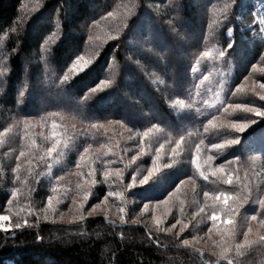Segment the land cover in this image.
<instances>
[{"label": "trees", "instance_id": "obj_1", "mask_svg": "<svg viewBox=\"0 0 264 264\" xmlns=\"http://www.w3.org/2000/svg\"><path fill=\"white\" fill-rule=\"evenodd\" d=\"M238 1L40 0L36 11L31 12L34 0H0V63L8 68L7 74L0 78V132L9 127L12 129L0 146V215H12L8 212L10 206L7 202L12 198V192L20 189L11 206L13 212L19 211L20 215L13 216L12 223L27 216L31 225L13 229L11 233L0 232V264H204V261L217 264L218 258L212 253L218 249H215L213 241H219L220 236L214 229L213 234L219 240L207 238L212 225L208 219L212 208L207 207L204 213L194 214L206 204L205 191L235 192L239 187L235 183H213L215 178L211 176L208 181L203 180L192 163L195 145L204 140V151L200 157L203 163L208 155H218L216 150L208 151L212 143L244 136L242 145L222 150L218 159L213 161V167L233 160V164H226L227 169L238 167L241 177L248 171L253 188L259 185L264 189V178L259 184L258 176L254 175L257 168L253 159L264 151V122H259L244 134L227 129L221 135L212 131L203 133V125L212 114L220 115L219 122L225 124L229 120L250 118V114L242 111L231 116L223 113V106L228 103L264 104L251 91L231 95L246 76L255 82L264 81V72L253 71L254 65H264V37L250 39L248 31H240L250 20V15L245 14L244 21L237 22ZM225 3L233 4L227 13L229 19L213 30L210 24L216 18L214 14L223 21L224 13L219 10ZM125 5H135L128 20L129 27L120 32L118 39L110 40L107 34L116 35V25L120 20L102 17L110 11L122 13ZM21 18L23 24H20ZM14 27H19V31L12 32ZM229 27L233 28L232 37L227 36ZM53 31H58L59 35L47 46L49 52L45 54L42 46ZM232 39L235 46L227 50L224 58L200 59L202 53L209 49L224 50ZM45 55L46 59H42ZM78 55L91 57L93 63L70 84L58 87L67 67ZM205 75L208 80L197 89L196 85ZM105 78H112L113 85L81 105L79 102L85 92ZM221 81L224 91L220 100L224 105L209 108L203 102L215 101ZM21 91L25 93L23 97L19 96ZM178 99L191 104L192 108L181 109L175 105ZM50 112H58L59 115L48 116ZM42 117L47 118L43 127ZM53 120L59 125L56 132L60 138L72 139L62 154H54L52 160L45 158V161H40L41 150L51 143L45 137L52 134ZM109 120L122 123L109 125ZM25 123L29 125L27 129ZM91 123H103L107 131L92 129ZM153 124L163 130L144 139L145 154L125 170L123 183L114 177L106 182L103 178L106 162L116 160L117 163L107 166L123 168L133 155L139 153L141 136ZM189 132L193 135L188 136ZM181 135L185 140L173 158L171 149ZM130 136L134 138L129 139ZM32 139L38 147L29 152ZM117 142L119 147H116ZM248 142L252 143V149ZM102 143L117 155L110 153L104 156L106 149L97 153L96 149ZM160 143L165 147L158 162L159 172L147 185L137 184L127 190L126 185L131 183L132 175L138 173L137 183L147 175ZM88 144L93 145L89 153L93 159L86 160L77 168L79 156ZM20 151L29 152V155L21 157V169L16 173L13 170ZM29 158L32 159L31 165ZM258 158L264 167V157ZM48 163L52 164L51 169ZM169 163L173 166L165 168L164 165ZM89 164L96 169L97 183L92 187V196L84 208L86 219L69 223L73 215L68 211L71 200L75 198L79 202L82 199L77 195L76 185L83 181L77 173L83 172L86 176ZM29 168L32 169L31 175ZM17 175L20 180L16 179ZM25 180L26 184L23 183ZM177 186L180 191L169 204L159 206L165 209L160 213L165 221L164 228L170 227L177 219L188 224L179 237L176 233L181 225H177L172 233L157 232L154 224L144 220L152 214V207L167 199ZM53 187L59 191L53 193ZM108 191H123L124 202L109 197L107 219L104 211L87 216L93 205L103 201ZM49 195L65 201L58 206L55 223L51 219L37 220L35 214L46 206ZM180 201H184L183 214ZM145 203L150 209L142 214ZM121 206L126 210L127 223L124 225L120 224L117 212ZM29 210L33 215H27ZM256 211L251 203L239 210L235 217V228L240 234L238 240L242 239L247 228V217ZM60 212L65 214L63 220ZM261 216L264 217V213ZM221 217L225 218L223 213ZM217 224L224 227L220 222ZM194 235L203 238L206 245L180 246L181 240L191 239ZM195 249H201L204 256L201 257ZM232 259L233 264H264V247H254L243 256L233 255ZM219 264H226V261L221 260Z\"/></svg>", "mask_w": 264, "mask_h": 264}, {"label": "snow or ice", "instance_id": "obj_2", "mask_svg": "<svg viewBox=\"0 0 264 264\" xmlns=\"http://www.w3.org/2000/svg\"><path fill=\"white\" fill-rule=\"evenodd\" d=\"M40 0H34V5L30 9L31 12L36 11V5H38ZM235 2V0H234ZM233 7V4L225 3L223 5V8L219 10V12L224 13V19L221 21L219 19L218 14H214L216 18L212 19L210 27L214 30L216 27H218L221 23H227L229 17L227 15L230 8ZM259 8L264 9V3H261ZM135 5H132L131 7L128 5L124 6V11L122 13L117 11H110L107 13L105 17H102V19H108L111 17L113 20H116L119 18L120 23L116 25V35H112L111 32H109L108 39L115 40L119 38L120 32L124 29H127L129 27L128 20L133 15ZM238 18V17H237ZM24 20L21 18L20 24H23ZM99 24V21L96 22ZM259 23L261 27L259 28V34L264 36V18L259 19ZM57 28H59V25H57ZM175 30V29H174ZM255 30V29H253ZM12 32L19 31V27H14L11 29ZM59 33L58 31H53L51 35L47 37V39L44 42V45L42 46L43 53L47 54L49 52V48L47 47L51 43L54 42V38L58 37ZM214 35V31L212 33ZM233 35V28L229 27L227 28V36L232 37ZM207 38V37H206ZM91 40L92 37H89ZM99 39V37H97ZM235 46V40L232 39L227 43V46L224 50H221L219 48L209 49L207 51H204L200 57L201 60H207V59H221L224 58L226 55L227 50H230L234 48ZM42 59H46V55L42 56ZM93 63V59L91 57H86L85 55H78L75 57V59L70 63V65L67 67L65 73L63 74L62 78L58 82V87L63 85L67 86L70 84V82L80 75L81 73L86 72L91 64ZM139 63V61H137ZM193 71H196L195 68L192 69ZM259 70L261 72H264V68H257V66H253V71ZM8 72V68L3 64L0 63V78L4 77ZM208 76L205 75L202 80H200L199 84L196 85V88L198 89L200 85H202L205 81L208 80ZM249 77L246 76L244 78V82L241 83L239 86L236 87L235 91L231 93V95H236L237 93L242 92H248L251 91L253 94L258 96L260 101H264V94H260L259 92H256L255 86H253L251 89L247 87V81ZM113 79L112 78H105L101 79L99 83L88 89L84 96L80 100V104L83 105L86 101L90 100L91 98L95 97L99 93H102L106 89L110 88L113 85ZM255 83V82H254ZM0 86H2V80H0ZM259 88L264 89V82H259ZM224 91V83L223 81L220 82L219 90L215 93V101L210 103L209 101L205 100L203 103L207 105L209 108H216L217 104L224 105V101L220 100L221 93ZM24 92L21 91L19 93L20 97L24 96ZM199 95V92L196 93ZM175 105H178L181 109H191V104H186L184 100H176ZM229 109L232 111L230 112ZM197 112L200 111L199 108L196 109ZM219 111V110H218ZM236 111H242L244 113L250 114L249 119L245 120H229L226 124L220 123V115L212 114L211 118L207 120V124L203 125V133L207 134L210 131L214 132L216 135H221L223 130L227 129L230 132L237 133V134H244L246 131L253 128L254 125H257L259 122H264V105H250V104H232L228 103L225 106H223V113L231 116L234 115ZM59 115L58 112H50L48 113V116L55 117ZM46 117L41 118V127L44 126V123L46 122ZM109 125L115 123V124H121L122 122L120 120H109L107 122ZM29 125L25 123V128L27 129ZM59 127V125L55 122V120L51 123L52 128V134L49 137H45L46 140H50V146L42 149V155L39 156L40 161H45V158L48 160H52L54 157V154H62L64 149H67L69 146V140L72 139V137H68L67 140L61 139L60 135L56 132V129ZM90 127L92 129H96L97 131L104 129L107 131L105 125L103 123H91ZM163 129L155 124H153L147 131H144L141 136V142H140V150L137 155H133L128 163H125L123 165V168L117 167V168H109L107 165L115 164L117 163L116 160H111L106 162L105 170L103 171V178L107 182L113 177L115 180L119 181L121 184L124 180V174L125 170L130 168L132 164H135L136 161L145 154L144 151V139L150 137L154 132L159 133ZM11 127L5 128L2 132H0V146H2L5 143L4 137L7 136L9 132H11ZM67 130H65L66 133ZM129 131H132L129 129ZM199 131V130H197ZM27 135V133H26ZM193 133L189 132L188 136H192ZM134 137L130 136L129 139H133ZM244 136L238 135L234 138H225L222 143H212L211 147L208 149L209 152L212 150H216V152L219 154H222V150L228 149L232 146L236 145H242ZM185 140V137L183 135L180 136L179 140L176 142L175 147L171 149L172 157L174 158L178 154V149H180L182 142ZM167 142V141H166ZM202 145H204V140L201 139L198 144L195 145V158L192 160V163L195 165L196 171L198 172L199 176L205 180H209V176L214 177L215 180L212 181L213 183L216 181H219L220 183H223L225 185H233L234 183L239 187L238 191L231 192V191H220V192H210L205 191L203 193L204 199L206 201V204L204 207H201L199 209L198 213H195L194 215H199V213H204L205 209L207 207L212 208V212L210 215H208V219L212 222L211 227L208 229V235L209 239H211V233L213 230H216L217 235L220 236L219 241H213L214 246L218 249V252L212 253V255L217 256V264H219V261L223 260L226 261V264H233L232 256H243L246 251L253 249L254 247L260 246L264 247V233H261L259 231V227H264V217L261 216V213H264V193L261 192V189L259 185H257L255 188H253V181L249 178V172L245 171L243 177L239 174V168L233 167L231 170L226 168L227 165L233 164V160H228L226 162H222L216 167H213V161L218 159L217 156L208 155L206 159L203 160V163H201L200 157L201 153L204 151L202 148ZM36 141L34 139L31 140L29 145V152L33 148H37ZM93 145L88 144L87 147L83 149V152L79 156V163L76 164L77 168H80L82 164L88 160L91 161L93 158L89 155L90 150L92 149ZM116 147H119V143L117 142ZM165 144L160 143L159 147L155 150V156L152 159V167L147 170V175H144L139 180V185H147L150 180L154 177V175L159 172L160 167L158 162L161 160V150L164 149ZM101 149H106L104 151L103 155L107 156L110 153L113 155H117V153H112L111 147H109L106 144H100L99 148L96 149V152L99 153ZM29 152L26 151H20L19 155L16 157V160L18 163L16 164V167L13 171L16 173L20 172L21 164L19 163L21 157H26L29 155ZM260 157H264V151L259 153ZM98 158V157H97ZM256 157L254 156L253 159ZM237 160L239 158H236ZM120 161H123V156L120 157ZM28 163L31 165L32 159H28ZM173 163H175V160L173 159ZM173 163L165 164V168H171L173 166ZM206 166V167H205ZM89 170L85 176L83 172L77 173L82 178V183H78L76 185L77 189V195L82 197V199L78 202L75 198L71 200V204L69 206L68 211L73 212V215L71 219L68 221L69 223H76L77 221H83L86 219V214L84 213L85 205L87 204L88 200L92 196V187L96 185L97 181L95 179L96 169L91 166V164L88 165ZM48 168H52V164L48 163ZM29 174L31 175L32 169L29 168ZM261 173H254V175L259 176ZM138 175V173H137ZM137 175H132L131 177V183L126 185L127 190H131L134 187L137 186ZM91 178V179H89ZM17 180H20V176H16ZM191 179V177H190ZM23 183H27V180H25ZM181 184L184 183V181L180 182ZM20 191V189H16L11 194V199L8 200V205L10 206L8 208V212L12 213V215H0V232L4 233H11L13 229H21L30 227V222L27 218H23V220H17L14 224L12 223V217L13 216H19L20 212L16 211L13 212V208L11 207L13 205V201L17 198V193ZM59 189L56 187L52 188V192L56 193ZM180 191L179 186H177L175 192H170L168 194L167 199L157 202L156 207H159L160 204L168 205L169 202L173 199V197L176 196V193ZM114 197L119 198L121 203L125 200V195L123 191H108L105 195L103 201L101 203H97L93 205L91 210L87 213V216H91L94 212H96L98 209H101V204L107 206L108 205V198ZM65 201L61 198H59L56 195H49L47 197V204L45 207H43L39 213H35L37 216V220L43 219L44 221H51L53 223L56 222V213L58 211V206ZM210 202V203H209ZM251 203L254 207L257 208V211L254 214H251L247 217L249 220V223L247 225V228L242 233V239H237L238 234L236 228H235V217L238 215L239 210L241 208H244L246 205ZM181 207L180 212L183 214L184 212V201H180ZM149 209V204L145 203L143 206V211L147 212ZM104 211V218H108V209H101ZM117 212L119 215V221L121 225H124L127 223L126 221V210L125 207L121 206L117 209ZM42 213V215H41ZM221 213L224 214L226 219L220 220ZM143 214V213H142ZM28 216L33 215V212L31 210L27 213ZM60 219L63 220L64 218V212H60ZM151 220L155 226V229L157 232H165V233H172L173 229H176L177 225H181L179 228V231L176 233V236L179 237L181 233H183L187 228L188 224L183 223L181 219H177L175 223H173L170 227L164 228L162 225L164 224V220L160 217L156 216L155 214L152 215ZM217 221H220L221 224L224 225L223 228L219 227L217 224ZM137 221H133V223H136ZM253 222H255L258 227L254 229ZM231 225L232 227H229ZM83 235V233H81ZM149 239H152L151 233H148ZM41 238V237H38ZM121 238H123V235L121 233ZM201 240V237L199 236H192L191 239H183L180 241V246L183 247H191L195 243H199ZM158 243V241H155ZM197 252H199L200 256H204V252L201 249H195ZM204 264H208V261H204Z\"/></svg>", "mask_w": 264, "mask_h": 264}, {"label": "rangeland", "instance_id": "obj_3", "mask_svg": "<svg viewBox=\"0 0 264 264\" xmlns=\"http://www.w3.org/2000/svg\"><path fill=\"white\" fill-rule=\"evenodd\" d=\"M261 3H264V1L263 0H239L238 3H237V12H238V14L236 16L237 22L244 21L243 18H244L245 14H249L250 15V20H248L247 24L240 28V31L241 30L242 31L245 30V31L249 32L250 39H259L260 37H264L261 34H259V28L261 27V25L259 23V19L260 18H264V9H261V8L258 7ZM253 29H255V30H253ZM257 68H264V65L258 66ZM254 82L255 81H252V80L248 79L247 87L249 89H251L253 86H255L256 92H259L260 94H264V89H260L259 88V82H264V81H256L255 83ZM258 100H259V98H258ZM261 102L264 103V101H261ZM252 105L259 106L257 104H252ZM248 144L250 145V149H252L253 148L252 143L248 142ZM255 157H256V159H254V160H255V164H256V168H257V173L264 174V167L261 164L260 159L258 158L259 156L258 157L255 156ZM261 176L260 175L258 176L259 184H261V182H262V180L264 178V176H262V177ZM137 184H139V183H137ZM261 192L264 193V189L261 188ZM107 206L101 204V209L108 208ZM101 209H98L96 212L103 211ZM149 209H150V207H149ZM163 209H164L163 206H159V207H156V205L153 206L152 207V210H153L152 214L150 215V217L147 218V220L146 219H144V220L148 221V222H151L153 224V222L151 220L152 215L155 214L156 216L160 217V213L165 211V209L164 210ZM141 213H144L143 208H142ZM224 219H226V217L223 218L220 215V220H224ZM217 222H220V221H217ZM248 223H249V220L247 219V224ZM253 227L255 229V228L258 227V225L255 222H253ZM259 231L261 233H264V227H259ZM207 236H209V235L207 234ZM211 237H213L212 239H214V238L216 239L217 238V240H219L218 239L219 237H217V236L215 237L213 232L211 233ZM207 238H209V237H207ZM195 244H199V245L204 246V245H206V241H204V239L201 238L200 242L199 243H195ZM215 249H217V248L215 247Z\"/></svg>", "mask_w": 264, "mask_h": 264}]
</instances>
